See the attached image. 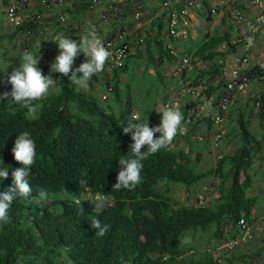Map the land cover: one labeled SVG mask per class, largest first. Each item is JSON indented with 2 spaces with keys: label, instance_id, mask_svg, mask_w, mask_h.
<instances>
[{
  "label": "trees",
  "instance_id": "trees-1",
  "mask_svg": "<svg viewBox=\"0 0 264 264\" xmlns=\"http://www.w3.org/2000/svg\"><path fill=\"white\" fill-rule=\"evenodd\" d=\"M80 4L85 6L82 2L77 6ZM237 7L242 8L241 1ZM207 17L210 18L209 13ZM158 19L163 20V14ZM161 23L157 35L163 30ZM3 30L7 29L0 22V31ZM233 36L215 31L206 35L193 52L187 46L181 50L180 54L192 53L189 60L192 67L184 81L197 85L221 76L224 61L239 44L228 43ZM14 37L9 32L0 39L12 41ZM154 40L150 36L144 38L145 52L153 63L160 66L176 59L166 45ZM153 41L157 44L155 51ZM225 41L227 48L220 50L218 46ZM24 52L20 48L17 58L22 60ZM33 54L39 58V51L34 50ZM82 55L75 59L73 68L79 67ZM195 61L203 66L199 67ZM43 62L41 57L38 67L45 76L52 75L57 85L54 91L33 101L39 106L35 118L22 105L0 101V167H9L8 178H0V192L12 185L11 169L22 166L14 160L11 151L17 136L27 131L36 144L35 163L29 177L32 194L28 199L17 197L8 210L7 221H0V264H219L210 248H194L187 235L190 230L210 231L215 247L236 231L241 217L247 221L253 219L252 209L257 199L248 194L253 186L249 170L260 156L263 141L249 129V119L244 120L243 113H239L241 144L232 153L221 155L207 170L196 171L192 153L198 149L199 140L191 137L198 130L197 123L185 120L189 106L201 100L187 99L177 106L183 114L186 131L179 132L167 148L142 161L137 185L113 191L120 171L118 159L128 154L133 143L132 132L124 133L123 129L129 123L147 120L152 127L151 113L133 117L130 95L125 102L120 99L116 106L111 103L104 106L97 93L81 90L68 77L51 69L53 62ZM123 64L112 70L108 78L117 99L121 95L120 75L126 71L125 61ZM249 75L251 80L258 77L255 69ZM98 80L94 74L88 81L89 89L94 90ZM222 80L223 76L216 85L202 90L206 101L210 95L214 96L212 106L223 90ZM5 91H11L10 84L0 86V93ZM260 94L259 98L251 99L258 102V116L263 119L264 91ZM203 117L211 125L210 116ZM178 139L187 148L175 146ZM146 150L147 146L142 149ZM210 175L218 179L213 202L191 204L174 196L178 184L189 189L191 184ZM82 179L88 182L84 186L79 183ZM41 191L47 193L46 197L39 195ZM97 195L108 197L103 208H95L92 202ZM93 218L110 225L103 237L95 235L96 230L91 227ZM224 227H228L227 231ZM225 258L234 262L238 257L229 254Z\"/></svg>",
  "mask_w": 264,
  "mask_h": 264
},
{
  "label": "rangeland",
  "instance_id": "rangeland-1",
  "mask_svg": "<svg viewBox=\"0 0 264 264\" xmlns=\"http://www.w3.org/2000/svg\"><path fill=\"white\" fill-rule=\"evenodd\" d=\"M199 4H201L199 7L200 9H197L196 7V13L195 15H199L198 21H201L199 24V36L205 33H214L222 32V33H230L234 31V22L232 21L229 14H224L225 19H222L219 17V15L222 14V9L215 3L218 2L217 0H196ZM208 2L207 5H205L204 11L208 13L209 8L216 7V11L214 13L210 14V18L208 19L206 17L207 13L201 14L198 13V10L202 11L201 7L203 6V2ZM244 3V0L242 1ZM222 10V11H221ZM224 17V16H223ZM78 24V25H77ZM77 26H71V29L74 27L80 28L81 30L74 29L70 30L68 33V36L73 38L79 42L80 38L86 34V29L88 27V23H86V20L83 19L80 23H76ZM5 27V26H4ZM97 27V26H95ZM94 27V28H95ZM6 29V27H5ZM68 29V28H66ZM96 31L98 29L95 28ZM73 31H77V34H73ZM3 33H9L7 30L0 31V38H2ZM204 33V34H205ZM2 34V36H1ZM53 36V34H52ZM51 36V37H52ZM73 36V37H72ZM203 36V35H202ZM50 37V39H51ZM101 37V35H99ZM48 44L52 43L49 41V36L46 37ZM195 40V39H194ZM39 41V40H38ZM37 41V38L33 41L37 45H44V42L42 43V40L39 42ZM197 43L198 38L195 40ZM263 41L259 42V44H263ZM53 44V43H52ZM58 44V42H57ZM177 46V45H176ZM259 47V46H258ZM20 48L22 50L23 46L18 42V40H8L7 38L0 39V86L4 85V81L6 80V74H11L13 68L16 66H19L23 62L22 60L17 58L16 53L20 51ZM238 48V47H237ZM54 49L55 53H49L44 51V59L45 63H51L54 62L55 57L59 54V49L56 45H53L51 47V50ZM242 49L239 46V50ZM155 51V48L152 49ZM238 50V51H239ZM242 54V53H241ZM248 55L252 59H258L261 58L262 55H259L254 52H247L243 55H237L236 57H242ZM43 58V57H42ZM39 59V58H38ZM83 59H81L82 63L84 62ZM235 59H233L234 61ZM232 60L224 61V69L229 71L231 68ZM80 64V62H79ZM126 64V71L121 74V80L122 83L120 84V93L121 95H118L120 98H115L114 93L111 91L108 93L106 92V84L110 83L108 81V78H110V74H108L107 71L102 70L101 72L97 73L96 75L99 77L98 82L95 83V89L91 90L89 87L82 88L79 86L81 90L97 93V95L101 98V102L104 106H106L107 103H111V105H118L117 103L121 99L122 102H125V98H128L129 95L131 97V100L133 102V116L137 117L141 114L147 115L149 112L151 113V125L152 127L158 126L161 122L162 113H159L162 111V109L166 107H177L181 103L185 102L189 98H196V94L193 92H188L187 90V81H184L186 78V73H178L176 74V68L174 65L172 67L164 66L162 69H157V65L153 63L152 59H149V57H144L142 59H135V56L127 57L125 60ZM188 65H185L184 69ZM76 67V66H75ZM158 70V73L156 72ZM155 72V73H154ZM110 75V76H109ZM55 79V78H54ZM111 84V83H110ZM57 85V82H56ZM56 85L52 88H50L49 92H52L55 90ZM261 87L258 85V82L251 80L250 82V90L246 96H241L242 103L241 105L244 108H247L248 110L251 109L252 115L250 118V125L249 129L252 131L254 136L257 138L259 137L263 141V149L260 152V156H258V160H254L252 163V166L249 170V174H251L254 185L252 186V190H248V194H254L256 197V208L260 209L264 207V118L260 119L257 116V113L259 112V105L255 104L252 101V97L250 93L254 94H260ZM106 93L107 98H102V94ZM195 94V95H194ZM177 102V104L172 103ZM246 109V110H247ZM230 111L227 114L228 121L225 122V125H227V129L232 130V134L228 135V141L227 139L223 138L222 140L218 141L216 145L211 144L209 141L206 143L202 140H199L197 143V148L200 149L201 153H199V157L196 158L198 155V150H195L193 155V165L195 167L196 171L202 170L205 171L211 166L215 165L217 159L221 157V155L225 153H232L240 144V137H239V123H238V114L239 112H232L230 115ZM227 120V119H226ZM200 131L195 132L191 138L198 140V133H202L206 131L205 125H199ZM196 137L198 139H196ZM175 146L181 148L182 146L187 148V145L183 143L182 139H178L175 142ZM217 181L214 176L210 175L207 177H204L202 179H199L197 182L190 185V188L187 189L183 184H178L175 186V192L174 196L181 202L185 203H200V204H208L210 202L214 201V198L217 195L216 186ZM258 181V182H257ZM261 181V182H259ZM257 191L259 193H257ZM200 192V194H199ZM252 196V195H251ZM224 230H226V227H224ZM187 241H189L190 244H193L194 248H210L213 258L219 262V264H264V248L260 249L259 256H253V257H247L246 262L244 261H235V262H228L225 257H221L219 260L216 258V256H219L215 249L213 248L212 244L213 239L211 238V232H202V231H195L192 232L191 230L188 232L187 235ZM192 247V248H193ZM193 248V249H194ZM246 254V253H245Z\"/></svg>",
  "mask_w": 264,
  "mask_h": 264
},
{
  "label": "built area",
  "instance_id": "built-area-1",
  "mask_svg": "<svg viewBox=\"0 0 264 264\" xmlns=\"http://www.w3.org/2000/svg\"><path fill=\"white\" fill-rule=\"evenodd\" d=\"M2 6V15H0V21L2 20L3 25L9 32H13L15 37L19 40L21 46H23L24 51H29L33 49V41L36 37L42 34V18L39 14L33 13L31 10L34 8L38 2L42 7H48L51 3L57 4L58 6H66L65 0H0ZM123 3H127L132 11V16L134 19H139L142 15L140 2L138 0H119ZM85 4L89 9L97 8L99 6L100 0H71L70 6H76L79 3ZM223 6L222 10L226 14H229L232 21L235 24L246 27L248 31L256 32L260 30V27L264 26V0H251V3L256 9L260 10L261 14L255 17V20L249 22L245 17L244 13L234 6L235 0H222ZM161 9L165 12L166 18V34L173 41H180L190 34L193 20L195 19L196 8L200 4L196 0H162L160 3ZM215 6V5H214ZM112 7V6H111ZM196 7V8H195ZM216 7H210L208 13H214ZM119 10L109 7L107 12L101 13V17L104 20H109L113 14L120 16ZM66 14H58V24H66ZM39 29V30H38ZM50 29L44 28V31H49ZM126 35L125 31H119L113 36H104L102 41L104 46L112 53L109 59L106 61L103 70L107 71L111 75V71L114 69L121 68L124 61L132 52L133 46L124 38ZM142 37H139L138 41L142 42ZM238 39H230L228 43H237ZM225 41L221 43L218 48L220 50H225L228 46ZM173 44H168L166 47L169 52L178 57L177 46ZM177 59V58H176ZM190 55L182 54L177 60H172L171 63L174 64L176 68V74H180L185 67V65L191 64ZM86 57L84 56V62ZM237 65H232L228 75L227 72L222 71V75L219 77H214L211 80L198 83L197 85L188 84V92H193L196 96L199 94L206 98L205 92L202 90L207 89L210 85H216L220 81V77L223 76V90L215 104L210 107L208 106L209 116L211 119L212 128L210 130V139L212 144L216 145L218 141L222 140L226 135L227 131L225 128V119L227 117L228 111L231 108L232 103L238 96H246L250 90L251 78L249 71L255 69L258 73L256 82L260 85V91H264V57L258 59H252L250 56L245 55L239 57L236 61ZM44 63V62H43ZM188 83V82H187ZM106 92H110L112 85L110 83L106 84ZM202 92V93H201ZM194 94V95H195ZM106 93H103L102 98H107ZM199 95L195 98L199 99ZM251 96H256L259 98L261 94L250 93ZM253 96V97H254ZM214 96L210 95L207 101L213 100ZM200 101V102H201ZM258 104V102H257ZM207 108L203 103L196 102L195 105H191L188 108V114L186 116V122L192 121H202L203 116H207ZM202 114V115H201ZM184 133L186 131L185 125H182ZM198 138L204 139L203 134L198 133ZM200 194V193H199ZM238 230L234 232L231 236L223 240L218 246L214 247L215 254L218 253L219 256L216 258L219 260L221 257L228 256L231 251L238 245L248 243L249 240L254 236V233L260 234L264 232V215L260 216L255 225L247 221L244 217H241L237 222ZM254 228V229H253ZM227 231V229H226ZM256 235V234H255Z\"/></svg>",
  "mask_w": 264,
  "mask_h": 264
},
{
  "label": "clouds",
  "instance_id": "clouds-1",
  "mask_svg": "<svg viewBox=\"0 0 264 264\" xmlns=\"http://www.w3.org/2000/svg\"><path fill=\"white\" fill-rule=\"evenodd\" d=\"M57 45L59 54L55 57L51 69L64 77H68L71 83L85 89L88 87V81L94 74L103 70L106 61L112 55L98 37L95 28H91L87 34L80 38L79 42L70 37H61ZM81 53L86 57V61L81 63L79 67L73 68L75 59ZM40 58L37 59L34 54L25 51L23 62L19 67L13 68L11 74H6L4 83L11 85V91L0 93V101L7 100L8 103L22 105L27 109L29 116L33 118H35L39 108L33 101L45 97L50 88L56 85L53 76L50 74L45 76L42 69L38 67ZM77 73H82V75L78 76ZM211 103V101L208 102L209 107ZM159 113H162V117L158 126L150 127L147 120L145 123H129L123 129L124 133L132 132L133 143L130 145L128 154L122 155L118 159L120 171L116 183L112 186L113 191L122 188L130 189L137 185L141 180L142 161L158 150L167 148L177 134L184 130L182 127L184 117L178 107H166ZM156 133L160 134L159 137L155 136ZM196 139L198 138L196 137ZM145 146H147V150L142 151ZM11 151L14 160L22 166L11 169L12 185L0 192V221L2 222L7 221L8 210L13 201L17 197L28 199L33 191L29 177L31 166L35 163L36 144L30 133L27 131L20 133L15 139ZM8 175L9 167H0V178L7 179ZM79 183L84 186L88 182L82 179ZM39 195L46 197L47 193L41 191ZM107 201V196L97 195L92 202H94L95 208H103ZM80 212L81 214L84 213L83 208L80 209ZM91 227L96 230L95 235L97 237H103L108 232L110 225L103 224L99 219L93 218Z\"/></svg>",
  "mask_w": 264,
  "mask_h": 264
},
{
  "label": "crops",
  "instance_id": "crops-1",
  "mask_svg": "<svg viewBox=\"0 0 264 264\" xmlns=\"http://www.w3.org/2000/svg\"><path fill=\"white\" fill-rule=\"evenodd\" d=\"M138 1L140 2L142 15L137 20L133 18L132 11H131L130 7L128 6V4L126 2L123 3L119 0H100L99 6H97V8H93V9H89L88 7L82 6L81 4H80V6H77V5L76 6L75 5L70 6V5H72V4H70L71 0H65L66 6H63V5L58 6L57 4L51 3V5L48 7H42L37 2L31 11L33 13L39 14L42 18V21H41V23H42L41 29H43L41 32L42 34H40V36L39 37L37 36L36 38H37V41L42 40V43L44 42V45L42 44L41 49H40L39 45L33 43L32 47H34V48L31 49L30 52L33 54L34 50L39 51V49H40L41 57H43V59L45 57L43 54L44 51L54 54L55 51H54V49L51 50V47L53 45H56L58 47L57 42H58L59 38L66 37V35L68 36V33L70 30H74V29L81 30L80 28H77V27H74L71 29V26L72 25L77 26L78 24L76 25V23H80L83 19H85L86 23H88V27L86 29V34L91 28H94L95 26H97V27H95L96 29H98V31H96V33H97L98 37H99V35H101V37H99L101 40L106 35L113 36L115 33L119 32L121 30L125 31L126 35L124 38L133 46L132 52L129 55V57L135 56V59H142L144 57H147V54L145 52L146 47L144 44V38L146 36H150V38L155 39L154 41H158L159 43H162L163 46L168 45V44L177 45V47L176 46L175 47L177 48V51H178V57H176L178 59L182 54L192 56L191 55L192 53H184L182 51V53L180 54V52L186 46L190 48L189 52H193L196 49L197 45L204 39V37L208 34H211V33L207 34V33L203 32V34H202L203 36L202 35L199 36V24L201 23V21H198L199 15L197 14V15H195V19L193 20L191 31H190V34L188 35V37H186L180 41H174V40L172 41L166 34L167 24H166V18L164 16L165 12L161 9V6H160V3L162 0H138ZM201 1L202 0H200V2ZM217 1L218 2L215 3L216 4L215 6H219L221 8L223 6L222 0H217ZM239 1H241V3H242L243 0H235L234 6L236 8H238L237 3H239ZM202 4H203V6L201 7V9H202V11H204L205 5H207L208 2L204 1ZM109 7H110V10H111V8L118 9L119 10L118 14L121 13L120 16H118L117 14H113L109 20L102 19L101 13L107 12L109 10ZM2 9L3 8L1 6V1H0V10L2 11ZM197 9H200V8H197ZM240 10L244 13L245 17L247 18V20L249 22L254 21L255 17H257L258 15L261 14L260 10L256 9V7H254L252 5L251 0H244V3H242V8ZM1 11H0V15H2ZM60 13L66 14V17H67L66 18V24H64V25L58 24L57 18H58V14H60ZM198 13L205 14L207 12L204 11L202 13L201 10H198ZM162 14H163V20L159 21L158 18L161 17ZM224 14H225V11L223 10L222 14L219 15V17L222 19H225ZM262 14L264 15V12H262ZM206 17H207V15H206ZM0 22H2V20ZM160 22H162L161 24L163 25V30H162L160 35H157L158 25L160 26ZM44 28L45 29L48 28L50 30L46 32V31H44ZM66 28H68V29H66ZM219 33H222V32H219ZM230 33L232 35H234L232 37V39L233 38L238 39L237 43H239L234 47V50L228 54V56L225 60V61L232 60L231 66L238 64V62L236 63V61L240 56L236 57L237 55H243V54H245L247 52H251V51L252 52L256 51V53L259 55L264 54V26L263 25L260 27L259 31H256L253 33L251 31H248L246 27H242L241 25L234 24V31H233V33L231 31ZM52 34H53V36H52ZM73 34H77V31H73ZM223 34H226V33H223ZM48 36H49V41L52 42L53 44L52 43L48 44V41L46 40L47 39L46 37H48ZM50 37H51V39H50ZM139 37H142L143 43H140L138 41ZM14 38H15L14 40H18L16 37H14ZM197 38H198V42L195 43L196 42L195 40ZM72 39H74V37ZM154 41L151 42V44H153L152 49L155 48V50H156L157 44ZM261 41H263L262 42L263 44H259V42H261ZM18 42H19V40H18ZM239 46L242 49L239 50ZM40 53L38 56L39 58H40ZM156 56H157V54L155 53L154 57H156ZM263 57H264V55H262L261 58H263ZM83 58H84V55H82L81 59H83ZM177 59H175V60H177ZM233 59H235V60L233 61ZM172 60H174V59H172ZM44 61H45V59H44ZM171 61L170 62H162V64L160 66L157 65V69L158 70H159V68L162 69L164 66L172 67L174 64L171 63ZM195 62L199 65V67L203 66V64L200 63L199 61H195ZM81 63H82V61L80 60V64ZM191 67H192V64H189L185 68L186 75L190 71ZM224 70L225 69L223 67V71ZM225 72H227V75H228L229 71L225 70ZM120 78H122L121 75H120ZM254 81H256V80H254ZM240 97L241 96H238L235 99V101L232 103L231 108H230V110H231L230 115L232 112L243 113L244 120L249 119V121H250L251 116L249 117V115H252V111H251V109L248 110L247 108H244L241 105L242 101H240L241 100ZM198 98L203 99L201 102H198V103H203L208 110L209 109L208 108V101H206V98L201 96V95H199ZM172 103L177 104V102H172ZM255 104H257V103H255ZM250 111H251V113H250ZM259 111H260V108H259ZM209 112L206 115H208ZM257 116H258V113H257ZM238 118H239V114H238ZM226 119H225V122L227 123L228 118H226ZM201 120L202 121L197 120L195 122V123H197V128H198L197 131L201 130V129H199L198 124L202 125V126L205 125L206 131L200 133V134H203V137H204V139H202V141L205 143L207 141H209L212 144V141L210 139L211 132H212V131L210 132V130L212 128V124L208 125L206 123V121L204 120V117ZM224 125H225V123H224ZM249 125H250V123H249ZM225 128H226V131L228 132L227 125H225ZM224 138L227 139V141H228L229 137H228L227 133L224 136ZM197 150L201 151L200 149H197ZM255 160H258V159H255ZM259 182H261V181H259ZM253 185H254V181H253ZM251 190H252V188H251ZM257 193H259V192L257 191ZM251 195L254 196V194H251ZM252 213L254 214V217L249 222H251L252 225H255L256 220L260 216L264 215V207L258 209L255 206L252 209ZM226 229H228V227ZM237 230H238V228L236 229V231ZM262 248H264V232L260 233V234L254 233V236L249 240L248 243L241 244V245H238L237 247H235L231 251L230 256L238 257L237 260H235V261L246 262L247 257L249 258V257H253V256H259L260 249H262Z\"/></svg>",
  "mask_w": 264,
  "mask_h": 264
}]
</instances>
